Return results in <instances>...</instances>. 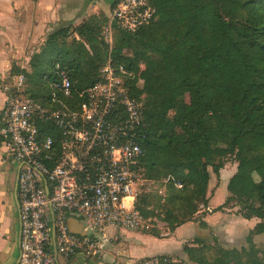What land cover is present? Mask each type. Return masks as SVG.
Returning <instances> with one entry per match:
<instances>
[{
  "label": "trees",
  "instance_id": "trees-1",
  "mask_svg": "<svg viewBox=\"0 0 264 264\" xmlns=\"http://www.w3.org/2000/svg\"><path fill=\"white\" fill-rule=\"evenodd\" d=\"M151 2L157 18L135 34L116 27L119 41L111 52L101 34L108 19L93 15L49 34L28 68L13 64L10 75H25L23 94L35 101L50 105L56 92L59 100L77 105L80 95L101 80L110 56L135 69L143 63L132 86L144 105L142 165L151 178L155 172L172 178L168 224L174 232L194 221L197 201L209 207V167L219 175L222 160L234 156L237 172L228 183L227 202L236 201L239 215L256 223L247 238L250 249H233L225 257L235 264H264L253 248L254 238L264 235V0ZM73 34L79 40L70 43ZM58 66L72 81L71 99L53 88ZM178 181L184 184L181 190L174 186ZM145 201L136 204L141 212ZM184 253L192 263L212 264L203 249L185 245Z\"/></svg>",
  "mask_w": 264,
  "mask_h": 264
},
{
  "label": "built area",
  "instance_id": "built-area-1",
  "mask_svg": "<svg viewBox=\"0 0 264 264\" xmlns=\"http://www.w3.org/2000/svg\"><path fill=\"white\" fill-rule=\"evenodd\" d=\"M156 18L151 0H115L103 37L113 45L116 27L135 34ZM57 69L59 79L53 88L71 99L70 76L60 66ZM143 69V63L135 69L110 56L101 69V80L80 95L83 100L77 105L59 100L56 92L50 105L42 104L23 94L24 74L0 75V92L5 96L0 109V160L19 164L18 264H60L58 256L70 260L78 254L106 257L108 251L95 239L98 231L133 230L143 225L136 203L155 183L142 165L145 150L139 129L144 105L132 87ZM174 186L184 188L179 181ZM68 217L84 221L89 234H71ZM177 262L155 256L118 263Z\"/></svg>",
  "mask_w": 264,
  "mask_h": 264
},
{
  "label": "crops",
  "instance_id": "crops-1",
  "mask_svg": "<svg viewBox=\"0 0 264 264\" xmlns=\"http://www.w3.org/2000/svg\"><path fill=\"white\" fill-rule=\"evenodd\" d=\"M114 3L115 0H0V75H10L13 64L28 68L31 57L39 52L49 34L71 25L78 26L93 15H111ZM27 60V65H23ZM4 100L5 96L0 92V109ZM230 169L231 178L237 172V164ZM18 170V163L0 160V264H18L20 261L21 222L16 196ZM10 172L14 173L13 178L9 177ZM209 191L212 193L213 189ZM222 192L221 188L216 191L215 197L209 201L208 210L216 209L224 200L226 195ZM219 215L211 213L204 217L206 227L195 222L185 223L165 238L127 229L100 230L95 239L108 251V256L90 258L78 254L70 260L58 256V262L120 264L119 261L136 262L155 256L186 259L185 245L193 246L191 242L195 240L210 239L213 233L218 234L215 229L220 225L221 232H226L230 242L234 241L230 248L240 249L256 222L233 215L217 225L215 222ZM236 224L242 225L243 230L235 227L236 231ZM257 239H264V235L256 236L255 241ZM241 242L243 244L238 247Z\"/></svg>",
  "mask_w": 264,
  "mask_h": 264
},
{
  "label": "rangeland",
  "instance_id": "rangeland-1",
  "mask_svg": "<svg viewBox=\"0 0 264 264\" xmlns=\"http://www.w3.org/2000/svg\"><path fill=\"white\" fill-rule=\"evenodd\" d=\"M101 15H104V14H101ZM104 16L107 17L108 21L106 22L103 30L108 25L111 15H108V16L104 15ZM101 34H102V38L104 39L103 31ZM74 38H77V40H79L77 35L73 34V35H71L69 42L72 43ZM118 41L119 40L116 37V34H115V41H114L113 45L106 43V41L104 39V42L106 43V45L109 48V52H111L118 45ZM126 53L132 54V51L126 50ZM27 62H28V60L24 61L23 65L26 66ZM27 67H28V65H27ZM186 100L188 101V98H186ZM222 162L224 164V167L220 170L219 175H216L213 171V168L209 167V172L211 174L209 189H213V191L211 193L212 196L210 198H212V197L214 198L216 191L220 188H221V190H223L222 194H225L226 196L224 197V200L220 203V205H218V207L216 209L211 210L212 212L210 210H208V208H205L201 202L197 201L195 203L197 208H198V213L194 216V221H192V222L201 223V226H202L203 218L206 217L208 214H211V213H215V214L220 213L219 217L217 218V220L215 222V223H217V225L221 224L227 218L233 217V215L241 217L239 215L241 207L236 203V201L227 202L230 195L228 193V188L226 187V183H227V181H230V179H231L230 178V174H231L230 168L232 166L234 167V165L237 164L235 162V157L234 156H228L225 159H223ZM13 176H14V173L10 172L9 177L13 178ZM168 178H169V176H159L158 172L154 173V180H155L154 186L146 189L148 192L143 194L142 196H140L137 200V203H138L141 198H146V201L141 202V204L139 205V208H142L143 212H141L138 209L143 216V221H144L143 225L138 229H133L134 231H140L143 233L156 232L157 234H159L163 238L168 237L173 232V229H172L173 227L168 224L167 215H166L167 208L171 207L170 199H171V196L173 194L172 190H171L170 181L166 182V180ZM192 187L193 186H191V188ZM208 196H210V194H208ZM220 207H224V209L222 211L216 212V210ZM176 215H177V217L180 216V214H176ZM179 219L181 221L183 220L182 217L181 218L179 217ZM221 226L222 225L218 226L215 229L218 231V234L213 233L212 237H210V239H207V240H198L196 242L195 241L191 242V244L193 245L192 247H195L198 249L199 248L203 249L204 250L203 256L212 264L217 263V262H219L220 264H235L234 261H231V258L229 259V258L225 257V253L227 251L236 249V248H233V249L230 248V244H234V241L230 242V239L226 237V232H221ZM235 227H237L239 230H243L242 225L236 224V225H234V229H235ZM130 230H132V229H130ZM216 234L218 236H216ZM254 243H255V245H253V248L257 247V251L260 253V257L264 258V239H262L260 241L257 239L255 241V238H254ZM242 244H243L242 242L238 243L237 246L240 247ZM250 247L251 246L247 243V239H246V242H244V246H242L240 249H236V250L242 251V248H246L247 250H249ZM168 257H170L172 259H177L178 262L176 264H195V263H192V261L189 259L188 256L186 257V259L180 258L178 256H173V257L168 256Z\"/></svg>",
  "mask_w": 264,
  "mask_h": 264
},
{
  "label": "water",
  "instance_id": "water-1",
  "mask_svg": "<svg viewBox=\"0 0 264 264\" xmlns=\"http://www.w3.org/2000/svg\"><path fill=\"white\" fill-rule=\"evenodd\" d=\"M18 179H19V173L17 175V181H16V195H17V189H18ZM67 224H68V228L71 234L80 235V236H87L89 234V231L85 229L84 221H81L75 217H68ZM53 242H54V253H55V256H57L55 221H53Z\"/></svg>",
  "mask_w": 264,
  "mask_h": 264
}]
</instances>
